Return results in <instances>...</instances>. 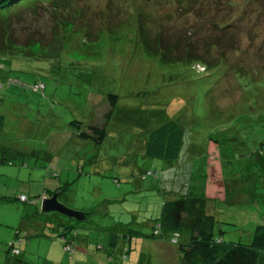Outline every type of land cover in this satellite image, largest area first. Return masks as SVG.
I'll return each instance as SVG.
<instances>
[{"label": "rangeland", "instance_id": "1", "mask_svg": "<svg viewBox=\"0 0 264 264\" xmlns=\"http://www.w3.org/2000/svg\"><path fill=\"white\" fill-rule=\"evenodd\" d=\"M212 1L75 0L74 19L59 32L58 45L41 48L48 57L0 59V264L11 259L7 246L15 239V257L29 264H105L108 236L91 237V227L112 235L129 229L125 264H175L176 246L163 249L138 235L149 234L157 206L180 191H203L224 242L247 243L253 228L264 225V76L256 82L234 75L264 73V5ZM138 12L150 40L210 64L223 58L228 70L196 74L188 64L163 65L147 56ZM224 17L232 27L211 25ZM28 20L16 26L19 39ZM7 79L23 86L6 87ZM34 85L42 88L24 87ZM107 96L116 98L111 107ZM164 121L182 130L175 162L144 155L149 132ZM95 122L104 129L101 141L79 136ZM169 164L185 176L183 188L167 183ZM152 170L158 179L144 176ZM51 196L85 219L41 212V201ZM65 225L88 236L74 235V252L56 237ZM97 242L104 249L94 250Z\"/></svg>", "mask_w": 264, "mask_h": 264}, {"label": "trees", "instance_id": "2", "mask_svg": "<svg viewBox=\"0 0 264 264\" xmlns=\"http://www.w3.org/2000/svg\"><path fill=\"white\" fill-rule=\"evenodd\" d=\"M255 3L263 6L264 0H255ZM215 4H218V0L212 1V5L214 6ZM74 5L75 0H0V59L17 54L25 57L34 56V58L48 57L50 52L43 51L41 48L49 45L51 42L53 44V41H56L58 45L59 32L72 24L75 15ZM141 13H137L138 26H142L140 23L143 18ZM67 16H69L68 20ZM28 19H31L28 25L21 29L26 31V35L19 39L15 35L19 31L16 26H21L22 20L29 21ZM215 20L213 19L211 23L213 27H217L218 29L232 27V21L228 22L227 17L221 18L220 21ZM144 28L146 26H142V29L139 27L137 30L140 45L147 56L157 58L160 64H188L196 74H203L208 68L214 66L220 68L221 75L228 70L223 58L210 64L204 57L192 55L191 52L180 53L177 51L176 54H173L172 51L174 49L168 47L166 42L156 39V37L150 40V35L145 34ZM205 48L208 50L209 46L205 45ZM230 48L236 51V43H231ZM224 54L226 56V53ZM198 70L201 71L198 72ZM234 75L237 80L239 77L246 75L250 81L257 82L264 76V73L261 71H237ZM6 81V87L20 85V83L8 79ZM1 87L2 85L0 84ZM24 87L31 92H37L38 89H41L36 88L32 90L33 86ZM115 99L114 96H107L110 107L115 103ZM105 116H108V113ZM96 123L98 122L87 127L90 132L89 134L79 136L82 138L88 137L97 142L101 141L104 136V129L100 127L99 123L98 126ZM2 124L3 119L0 116V129ZM182 141V130L179 126L172 121H164L149 132L143 148L144 155L164 162H175L180 154ZM1 161H3V158ZM169 166L168 172H171V176L168 178L169 181L167 183L177 185L178 182L180 184L185 182V176L172 173L174 170L172 169V164H169ZM144 176L158 179L160 174L152 170L146 172ZM144 176L142 175L141 179ZM171 198L173 199L161 201L157 206V215L152 222L150 221L149 234L138 233V236L144 237L146 241L161 242L168 249H170V246H176L177 253H175V258L177 262L175 264H264V225H256L253 228L250 240L247 243H241L240 241L224 242L220 237V234L223 233L222 230H215V226L218 223L213 216L206 212L207 200L203 191L196 196H193L189 191L187 193L180 191L179 196ZM18 200L23 203L26 201L25 198L20 199V197ZM86 215V213H81L83 218ZM74 221L76 222L75 219ZM73 230L75 232H72ZM90 230L89 235L91 237L103 236L105 238L108 236L106 247L109 250L105 256V264H119L117 259L120 260L121 258L123 259V264H125L126 260L130 257V237L127 227L122 228L120 231H115V235H112V233H109V230L103 228L91 227ZM55 231L60 246L68 252L71 249L73 252L77 249L74 246V235L88 237L86 232L80 233L74 226H60ZM102 231L106 233H102ZM120 233L122 234V239ZM182 237H184V240L178 241ZM17 240L15 239L10 244L11 246H7L11 259L4 264H14V261L16 262L15 264H29L24 259L20 260L15 257L18 255V251L13 247V244L20 242V240ZM119 241L125 243V248L123 247V249L118 250L119 247L116 246V242ZM76 246L80 247L79 244ZM98 246L104 249V246L100 242L95 243L92 247L96 250L99 249Z\"/></svg>", "mask_w": 264, "mask_h": 264}, {"label": "water", "instance_id": "3", "mask_svg": "<svg viewBox=\"0 0 264 264\" xmlns=\"http://www.w3.org/2000/svg\"><path fill=\"white\" fill-rule=\"evenodd\" d=\"M41 212L47 213V212H57L62 215H66L69 218L75 219V220H80L83 218L81 216V213L79 212H70L64 209L59 203H57L55 196H51L48 199H43L41 201Z\"/></svg>", "mask_w": 264, "mask_h": 264}, {"label": "crops", "instance_id": "4", "mask_svg": "<svg viewBox=\"0 0 264 264\" xmlns=\"http://www.w3.org/2000/svg\"><path fill=\"white\" fill-rule=\"evenodd\" d=\"M77 242L80 245V240L79 239L77 240ZM156 245H157V247H160V248H163V249H165L167 247V246L165 247V245H163L161 242L160 243H157Z\"/></svg>", "mask_w": 264, "mask_h": 264}, {"label": "built area", "instance_id": "5", "mask_svg": "<svg viewBox=\"0 0 264 264\" xmlns=\"http://www.w3.org/2000/svg\"><path fill=\"white\" fill-rule=\"evenodd\" d=\"M36 88H42V86H41V85L33 86V87H32V90H35ZM21 199H22V198H21ZM13 254H16V253H13Z\"/></svg>", "mask_w": 264, "mask_h": 264}, {"label": "clouds", "instance_id": "6", "mask_svg": "<svg viewBox=\"0 0 264 264\" xmlns=\"http://www.w3.org/2000/svg\"><path fill=\"white\" fill-rule=\"evenodd\" d=\"M22 197H20V199H21ZM23 199V198H22Z\"/></svg>", "mask_w": 264, "mask_h": 264}]
</instances>
